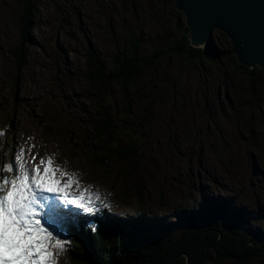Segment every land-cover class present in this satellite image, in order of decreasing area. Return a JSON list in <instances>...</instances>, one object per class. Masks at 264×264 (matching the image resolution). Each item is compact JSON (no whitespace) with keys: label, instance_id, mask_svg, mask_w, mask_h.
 <instances>
[{"label":"rangeland","instance_id":"1","mask_svg":"<svg viewBox=\"0 0 264 264\" xmlns=\"http://www.w3.org/2000/svg\"><path fill=\"white\" fill-rule=\"evenodd\" d=\"M171 2L36 0L27 62L17 72L14 52L21 42L17 22L22 3L0 0V164L14 162L21 149L29 169L40 159L52 158V167L75 174L79 182V188L72 184L66 190L68 194L92 195L94 210L106 222L115 221L114 216L169 213L200 199L195 182H202L199 185L208 195L216 184L222 193L238 196L246 210L257 211L254 215L260 216L264 234V149L263 159L254 160L257 151L252 147L264 148V129H260L262 136L243 140L236 128L241 116L229 110L227 90L220 86L223 68L200 69L185 57L170 55L148 69L139 92L130 90L129 104L120 86H111L106 105L118 124L135 133L139 151L134 164L125 154L112 153L113 145L96 138L92 124L87 125L89 116H95V106L105 104L96 94L97 87L84 77L87 49H95L110 65L111 56L127 46L130 35L139 37L144 55L168 47L187 27L185 17L176 18L175 2ZM223 35L214 31L211 38L220 53L229 50ZM231 93L238 95L233 89ZM218 99L225 108L212 106ZM211 110L217 112L215 121L213 115L210 121L207 118ZM119 139L126 146L124 136ZM56 175L61 184L68 183V176ZM246 215L249 226L253 217ZM45 219L42 224L66 242L56 256L57 264H79L69 253L75 235L68 229L84 225L82 220L61 223L65 230L48 225ZM250 264H264V256Z\"/></svg>","mask_w":264,"mask_h":264},{"label":"trees","instance_id":"2","mask_svg":"<svg viewBox=\"0 0 264 264\" xmlns=\"http://www.w3.org/2000/svg\"><path fill=\"white\" fill-rule=\"evenodd\" d=\"M19 1L22 3V12L17 27L21 42L14 52L17 72H20L27 62L26 46L34 29L36 0ZM174 14L177 19L184 18L177 9ZM189 37V29L186 27L182 37L175 39L172 44L166 46L167 48L144 55L140 51L139 37L130 35L127 38V46L116 49L117 52L111 56L110 65L105 63L95 49H87L84 77L97 87L96 94L101 95L105 104L95 106V116L90 115V121L86 119V122L88 126L92 124L96 138H105L113 145V148H110L112 153L118 156L125 154L129 158L128 161L134 164L139 146L134 131L118 124V120L106 105L107 91L113 84L119 85L123 100L129 104L133 101L129 95L130 90L139 92L141 81L149 72L148 69L163 57L170 55L185 57L200 69L210 70L215 66L223 68L225 77L220 86H225L227 90L225 99L229 110L241 116L236 124L241 137L247 143L250 138L254 140L262 136L260 129H264V71L258 67L251 70L240 64L233 54L232 44L225 35L223 37L229 45V50L223 53H220L213 41H210L205 49L194 48ZM231 89L237 91L236 98ZM212 106L225 108L220 99L214 101ZM125 109L129 111V106L126 105ZM211 115L215 121L217 112L208 111L209 121ZM85 117L88 118V115ZM121 135L127 141L124 148L119 139ZM252 147L257 151V154L253 155L255 160L256 156H261L260 151L264 148H260V145ZM250 150L254 151L251 148ZM254 164L257 168L260 166L257 160ZM195 184L200 199L197 202L192 200L186 208L176 207L169 213H141L130 217H113L110 213L115 220L113 222H106L97 210L91 214L82 213V216L74 212L72 215L62 216L57 226L66 230L67 226L61 223L67 225L70 218L82 220L84 225L78 223L68 229L70 234L75 235L69 253L79 264H208L211 260L215 264H250L254 258L264 256V234L260 228V216L254 215L257 211L246 210V204L238 201V196L222 193L216 184L212 195H208V190L200 186L202 182ZM224 191L228 193L227 190ZM247 213L253 217L249 226Z\"/></svg>","mask_w":264,"mask_h":264},{"label":"snow or ice","instance_id":"3","mask_svg":"<svg viewBox=\"0 0 264 264\" xmlns=\"http://www.w3.org/2000/svg\"><path fill=\"white\" fill-rule=\"evenodd\" d=\"M23 157L21 149L14 162L0 164V264H57L56 256L64 251L66 242L42 224V217L56 226L69 205L91 214L93 198L70 196L66 190L72 184L79 188V182L75 174L52 167V158L40 159L29 169ZM57 172L68 176V183L61 184ZM103 206L109 207L107 203Z\"/></svg>","mask_w":264,"mask_h":264},{"label":"water","instance_id":"4","mask_svg":"<svg viewBox=\"0 0 264 264\" xmlns=\"http://www.w3.org/2000/svg\"><path fill=\"white\" fill-rule=\"evenodd\" d=\"M175 6L194 48L205 49L221 31L240 64L264 71V0H175Z\"/></svg>","mask_w":264,"mask_h":264},{"label":"bare ground","instance_id":"5","mask_svg":"<svg viewBox=\"0 0 264 264\" xmlns=\"http://www.w3.org/2000/svg\"><path fill=\"white\" fill-rule=\"evenodd\" d=\"M181 13V12H180ZM221 32V31H220ZM189 33H190V30H189ZM190 35V34H189ZM259 68V67H258ZM10 178V177H9ZM76 208H67V209H64V211H67V213H69V214H73L74 212L76 213ZM81 216H82V213L80 214ZM139 215V214H138ZM137 216V215H136Z\"/></svg>","mask_w":264,"mask_h":264}]
</instances>
